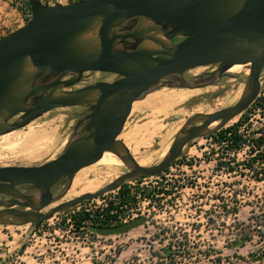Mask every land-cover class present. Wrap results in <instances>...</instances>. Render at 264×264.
<instances>
[{
    "label": "water",
    "instance_id": "95a60500",
    "mask_svg": "<svg viewBox=\"0 0 264 264\" xmlns=\"http://www.w3.org/2000/svg\"><path fill=\"white\" fill-rule=\"evenodd\" d=\"M28 3L30 20L0 40V137L26 128L56 109L90 107L92 112L57 159L34 167H0V195L11 198L7 206L0 202V223L12 218L22 225H37L115 192L128 181L159 176L182 156L187 145L244 114L260 94L264 0H82L57 6L44 5L40 0ZM130 22L133 26L126 31L124 27ZM95 32L97 35L90 37ZM149 39L156 43H149ZM237 65L250 69L248 89L240 100L214 113L195 114L177 133L161 163L140 166L120 140L134 104L166 85L192 90L213 86ZM208 66H218L210 82L190 85L185 81L187 72ZM89 72L112 74L117 79L68 90ZM218 122L220 127L209 130ZM107 152L118 156L129 172L95 193L83 194L43 213L54 202V186L93 166ZM21 186L40 190V201L23 195L18 190ZM144 223L141 217L98 232L121 235Z\"/></svg>",
    "mask_w": 264,
    "mask_h": 264
},
{
    "label": "rangeland",
    "instance_id": "374dc122",
    "mask_svg": "<svg viewBox=\"0 0 264 264\" xmlns=\"http://www.w3.org/2000/svg\"><path fill=\"white\" fill-rule=\"evenodd\" d=\"M40 1L57 6L82 0ZM23 6L24 0H0V40L30 20L31 13ZM132 26L130 22L124 28L127 31ZM213 69L215 66L191 70L184 79L195 85L194 80ZM227 72L204 89L166 85L137 101L120 136L136 161L145 167L158 165L189 118L235 105L248 89L250 69ZM116 79V75L89 72L68 90ZM261 83L257 101L244 114L216 133L192 141L161 177L128 181L134 198L125 206L121 207L117 190L40 225H22L12 218L0 223V264H264V182L256 180L262 176V166L258 165L259 174L241 166L249 159L248 145L264 130V70ZM215 95L219 97L214 99ZM91 112L90 107L56 109L26 128L0 137V167H34L57 159L85 127ZM241 120L239 131L247 144L238 153L228 151L227 141L218 140L217 135ZM90 167L54 186V202L43 213L95 193L128 172L124 164L95 172ZM18 190L28 196L42 194L33 186ZM10 200L0 195L5 206ZM104 200L117 201L114 207L123 210L120 225L141 217L145 223L125 234L101 235L93 218ZM78 213L89 215L80 229L71 218Z\"/></svg>",
    "mask_w": 264,
    "mask_h": 264
},
{
    "label": "trees",
    "instance_id": "16d2710c",
    "mask_svg": "<svg viewBox=\"0 0 264 264\" xmlns=\"http://www.w3.org/2000/svg\"><path fill=\"white\" fill-rule=\"evenodd\" d=\"M23 9H26L28 12L31 13V9H30L28 0H24ZM179 40L180 39H177L175 42H177ZM246 120H247V118H246ZM243 123L244 122L241 120V122L238 123L237 125H235L234 127H231V128L224 130V131L222 130L221 132L218 133L217 136L220 140L227 141V150L228 151H233L235 153H238V152L242 151L244 149V147L246 146L247 141L244 138V135L241 134L239 131L240 127L242 126ZM230 132H232L231 137H227L226 133H230ZM248 146L250 148L249 149V159L247 161H245L241 166L248 171H254V172H257V174H259L257 171V168H258V165H261L262 167L260 169L261 170L260 172H262L261 173L262 176L261 177H260V175L256 176V180H257V182H264V149H263V146H264V130L261 131V137H259L258 139H255L252 142V144H249ZM220 167H222V164L220 165ZM229 170H231L229 172L234 171V169L231 167ZM161 176H162V174H160L159 176H156V177H161ZM144 179H146V178L138 179V181L141 182ZM118 192H119V198H120L121 204H122L121 207L128 204L129 203L128 201L130 198H132V199L134 198V197L130 196V190L128 189L126 184L123 185L119 189ZM110 208H115V207L113 206V204H111ZM110 210L111 209H109L107 211L106 222H104L102 224V226H100V229L111 227L109 222L112 218H115V217H112L109 214ZM118 211L120 213L123 212V210H118ZM71 218L75 222L77 229H80L83 226V222L87 218H89V215H87L85 213H78V214L72 215ZM42 223H40V224H42ZM117 226H120V224L118 223Z\"/></svg>",
    "mask_w": 264,
    "mask_h": 264
},
{
    "label": "bare ground",
    "instance_id": "6f19581e",
    "mask_svg": "<svg viewBox=\"0 0 264 264\" xmlns=\"http://www.w3.org/2000/svg\"><path fill=\"white\" fill-rule=\"evenodd\" d=\"M148 25H150V23L148 22L147 23ZM97 35V32H95L94 34H92L90 37H95ZM159 39L161 40H165V37H160ZM149 43H156V41L152 40V39H149L148 41ZM243 69H245V66H242V65H237V66H234L232 67L230 70H228L227 73L229 74H236V73H239L240 71H242ZM247 74V73H246ZM244 94V92L242 93V95ZM241 95V97H242ZM235 120V119H234ZM233 121V120H232ZM231 121V122H232ZM230 123V122H229ZM228 123V124H229ZM221 122H218V123H215L213 124L209 130H213V129H216L218 127L221 126ZM180 131V130H179ZM170 134V131L167 132V135ZM171 148V147H170ZM169 153V151H168ZM167 153V154H168ZM166 157V156H165ZM164 157V158H165ZM163 161V160H162ZM123 162L118 158V156H116L114 153L112 152H107L104 154V156L102 157V159L100 161H98L96 164H94L93 166L90 167V172H95L98 168H102V167H106V168H109V169H116V168H119V167H122L123 166ZM140 166L142 167H145L143 166L142 164L138 163ZM125 165V164H124ZM126 167V165H125ZM127 168V167H126ZM128 169V168H127ZM129 172V170H128ZM127 172V173H128ZM76 177V176H75ZM74 177V178H75ZM34 199L39 202V196L35 195L34 196ZM55 208V207H54ZM53 209V208H52ZM28 211V210H27Z\"/></svg>",
    "mask_w": 264,
    "mask_h": 264
},
{
    "label": "built area",
    "instance_id": "2783aa9c",
    "mask_svg": "<svg viewBox=\"0 0 264 264\" xmlns=\"http://www.w3.org/2000/svg\"><path fill=\"white\" fill-rule=\"evenodd\" d=\"M72 1H74V0H72ZM69 3V2H68ZM30 18H31V16H30ZM260 83H261V78H260ZM261 90H262V83H261V88H260V92H261ZM259 97V96H258ZM258 99V98H257ZM257 101V100H256ZM255 101V102H256ZM231 134H232V132H230V133H226V136L227 137H231ZM218 137V136H217ZM218 140H220L219 138H218ZM221 141H225V140H221ZM102 198H104V196H102L101 198H99V199H96V200H92L93 202L94 201H98V200H100V199H102ZM119 200V202H120V198L118 199ZM111 204H113V206H116L117 205V201H106V200H104V204L101 206V207H98V209H97V211H96V217H94L93 218V222H94V224L96 225V226H98V227H100V226H102V224L104 223V222H106V214H107V211L109 210V209H111L110 211H109V214L112 216V217H115V218H112L111 220H110V224L111 225H117L118 223H120L121 222V220H122V217H121V213L116 209V208H110V206H111ZM88 213H89V211H87Z\"/></svg>",
    "mask_w": 264,
    "mask_h": 264
},
{
    "label": "flooded vegetation",
    "instance_id": "af4514ba",
    "mask_svg": "<svg viewBox=\"0 0 264 264\" xmlns=\"http://www.w3.org/2000/svg\"><path fill=\"white\" fill-rule=\"evenodd\" d=\"M217 68L218 67L215 66V69H213L212 71H209V72L205 73V75L203 77H199L198 79L194 80V84L195 85H197V84L198 85H202L203 82H205V80H208V79L211 80L214 77V73L217 71ZM227 74H229V73H227Z\"/></svg>",
    "mask_w": 264,
    "mask_h": 264
},
{
    "label": "crops",
    "instance_id": "0c3cea01",
    "mask_svg": "<svg viewBox=\"0 0 264 264\" xmlns=\"http://www.w3.org/2000/svg\"><path fill=\"white\" fill-rule=\"evenodd\" d=\"M192 90V89H191ZM196 90H198V89H196ZM134 108V107H133Z\"/></svg>",
    "mask_w": 264,
    "mask_h": 264
}]
</instances>
